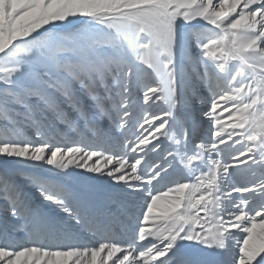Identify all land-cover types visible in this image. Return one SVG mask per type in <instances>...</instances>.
Wrapping results in <instances>:
<instances>
[{"label": "snow or ice", "instance_id": "6c2138e0", "mask_svg": "<svg viewBox=\"0 0 264 264\" xmlns=\"http://www.w3.org/2000/svg\"><path fill=\"white\" fill-rule=\"evenodd\" d=\"M0 264H264V0H0Z\"/></svg>", "mask_w": 264, "mask_h": 264}, {"label": "bare ground", "instance_id": "6f19581e", "mask_svg": "<svg viewBox=\"0 0 264 264\" xmlns=\"http://www.w3.org/2000/svg\"><path fill=\"white\" fill-rule=\"evenodd\" d=\"M259 175H260V173H259V171H257V176H259ZM254 178L255 177L250 172L244 171L243 169L241 171H239L236 175V180L240 183H248V182L252 181ZM166 183H167V181H162L160 184L156 185V187L157 188H163ZM117 239H119L121 241V243H124L126 241L127 237L119 236V237H117ZM82 242H87V241H82Z\"/></svg>", "mask_w": 264, "mask_h": 264}, {"label": "rangeland", "instance_id": "374dc122", "mask_svg": "<svg viewBox=\"0 0 264 264\" xmlns=\"http://www.w3.org/2000/svg\"><path fill=\"white\" fill-rule=\"evenodd\" d=\"M153 111H155V109H153ZM224 116H225V119H226L227 113H225ZM207 128H208V125L205 124L204 125L205 135L207 134ZM237 147H239V146H237ZM31 195L33 196L34 199H37V200L39 199V193L36 192L35 190H32Z\"/></svg>", "mask_w": 264, "mask_h": 264}]
</instances>
